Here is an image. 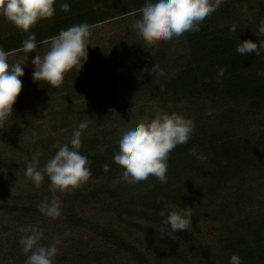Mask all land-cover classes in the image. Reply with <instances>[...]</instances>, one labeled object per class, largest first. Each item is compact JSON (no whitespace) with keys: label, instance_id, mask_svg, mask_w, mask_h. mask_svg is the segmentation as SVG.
<instances>
[{"label":"trees","instance_id":"1","mask_svg":"<svg viewBox=\"0 0 264 264\" xmlns=\"http://www.w3.org/2000/svg\"><path fill=\"white\" fill-rule=\"evenodd\" d=\"M63 2L69 12L60 10ZM145 2L57 0L55 15L31 29L38 42L84 22L93 29L106 17L117 19L118 27L125 18L133 21L131 28L122 25L104 41L88 43L82 71L67 73L58 88L33 81L35 53L19 50L28 33L0 15V48L9 60L29 55L19 62L25 75L12 116L0 122V264H25L19 244L25 226L43 229L44 245L61 241L54 264H230L233 254L242 264H264V53L236 52L240 40H264L258 31L264 0H223L198 32L152 45L133 28ZM45 50L38 49L41 55ZM126 62L140 66L142 83L133 86L131 79L108 101L97 99L96 90L129 78L118 66ZM117 109L129 115L114 119ZM158 110L191 120L194 131L170 152L167 183L151 175L127 183L113 161L119 133L127 119L154 118ZM86 119L80 152L92 176L55 193L62 214L50 219L38 207L54 195L50 181L45 177L36 187L23 170L36 151L42 167ZM179 207L192 208V225L161 238V213Z\"/></svg>","mask_w":264,"mask_h":264},{"label":"clouds","instance_id":"2","mask_svg":"<svg viewBox=\"0 0 264 264\" xmlns=\"http://www.w3.org/2000/svg\"><path fill=\"white\" fill-rule=\"evenodd\" d=\"M57 0H0V15L11 22L17 29L28 33L22 41L20 51L26 54L35 53L32 64L34 82L58 88L72 70L82 71L88 60V42L92 26L88 23L73 25L62 29L58 35L49 40L37 41L31 29L42 19L55 15ZM223 0H146L138 12L141 18L133 25L134 30L147 45L157 40L170 41L182 36L185 32H198L202 22L214 11L219 9ZM63 12L70 11V4L60 3ZM233 25L231 31L235 32ZM259 34L264 36V20L260 22ZM46 48L43 55L38 49ZM237 54L246 56L264 53V40L259 45L251 40L241 41L236 47ZM10 53L0 48V122L12 116L13 106L22 91V78L25 75L24 65L9 63ZM149 71L155 72L153 66ZM226 68L218 69V83L222 84ZM160 75H164L160 71ZM264 75V73H261ZM90 119V118H89ZM89 126L88 120L80 122L73 130L68 143L59 146L55 155L40 166L41 153L36 151L23 170L26 178L36 187H40L45 177L50 181L49 190L54 193L51 200L45 199L39 204L42 215L59 218L62 214V201L55 195L78 188L92 176L89 160L80 152L82 135ZM194 123L176 113L158 112L154 118L132 121L121 129L118 139V151L113 161L122 169V179L127 183H138L154 176L161 183H167L169 154L178 145L186 144L194 131ZM193 150V155H195ZM104 171H110L104 165ZM163 227L161 238L166 233L187 230L192 225L193 212L191 207H179L165 214L161 213ZM19 244L26 254L25 264H54L59 254V239L44 245L43 229L36 226L20 228ZM230 264H242V257L233 254Z\"/></svg>","mask_w":264,"mask_h":264},{"label":"rangeland","instance_id":"3","mask_svg":"<svg viewBox=\"0 0 264 264\" xmlns=\"http://www.w3.org/2000/svg\"><path fill=\"white\" fill-rule=\"evenodd\" d=\"M123 21L124 22L118 27L117 19H111L110 17H106V20L103 23L99 24L98 26L94 27L93 29L91 28V35L89 37V42L88 43L94 44V43L98 42L99 40H103L104 41L108 37H111L112 35H115L118 32H120L122 30V28L120 29V27L122 25L125 26V27H130V28L132 27V22L133 21H132L131 18H129V19L125 18ZM18 58L19 57H14L13 59L9 60V63L11 61H14L15 63H19V62L25 63L26 59H29V55L21 57L20 59H18ZM126 64H127V62L122 64L123 66L122 65H118V66L124 68V70L122 71V75L123 76L126 74V71H128L129 78L126 79L125 82L111 85L110 88H109V86H107V87H102V88L96 90L95 95H96L97 99H105L104 101H108V98H110V96L115 94L117 91L122 90L121 88H119L120 86H122L123 84L125 85V84L129 83V81L131 79H133L132 82H134L133 86L138 85V84L140 85L142 83L143 79H141V75L139 74V72L137 70L138 67H140V66L135 64V62L131 63V64H127V65ZM143 64L144 63H141V66ZM100 90H101V93L104 92L102 97H99V95H98ZM87 97H90L88 95V93H87ZM158 112H159V110H158ZM119 113H120V110L117 109L116 115H114L113 118L115 119V118H117V116L118 117H121V116L123 117V115H129V111L128 110H126L124 112L125 114H119ZM136 119L137 118H135L133 116L132 118L127 119L126 121H128V120L130 122L137 121ZM105 120H107V119H105ZM0 139H3V138L0 137ZM18 140H22V138H19ZM22 142L23 141H20V144ZM2 145H3V143L0 141V149H2V147H3Z\"/></svg>","mask_w":264,"mask_h":264}]
</instances>
